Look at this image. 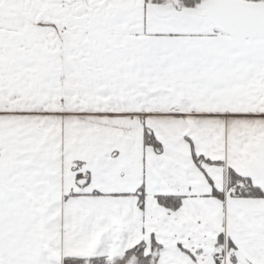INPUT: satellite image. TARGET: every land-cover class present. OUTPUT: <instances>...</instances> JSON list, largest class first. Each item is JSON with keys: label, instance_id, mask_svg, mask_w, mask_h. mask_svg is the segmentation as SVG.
Returning a JSON list of instances; mask_svg holds the SVG:
<instances>
[{"label": "snow or ice", "instance_id": "1", "mask_svg": "<svg viewBox=\"0 0 264 264\" xmlns=\"http://www.w3.org/2000/svg\"><path fill=\"white\" fill-rule=\"evenodd\" d=\"M0 264H264V0H0Z\"/></svg>", "mask_w": 264, "mask_h": 264}]
</instances>
